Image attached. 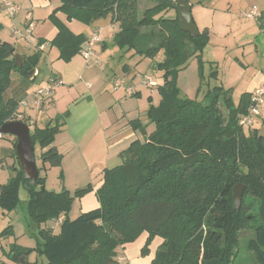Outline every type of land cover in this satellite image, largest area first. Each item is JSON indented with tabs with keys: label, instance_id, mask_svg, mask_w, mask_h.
I'll use <instances>...</instances> for the list:
<instances>
[{
	"label": "trees",
	"instance_id": "16d2710c",
	"mask_svg": "<svg viewBox=\"0 0 264 264\" xmlns=\"http://www.w3.org/2000/svg\"><path fill=\"white\" fill-rule=\"evenodd\" d=\"M154 1L142 17L137 16V0H60L48 15L57 28L48 44L55 45L60 56L70 58L86 38L72 32L58 12L66 21L76 17L85 23L110 16L118 23L114 33L117 43L152 59L160 54L155 69L163 73L157 86L159 103L145 113L153 129L143 140L134 138L119 153V164L103 170L102 183L95 192L99 205L76 217L69 216L72 197L66 191L46 190L45 176L40 173L60 166L62 154L53 140L69 112L29 128L33 146L37 143L40 147L38 176L33 182L26 178L18 161L17 174L0 186V208L15 209L20 188L25 189L28 215L40 233L34 249L46 259L43 264H118L119 248L144 232L143 255L153 237L162 240L149 264H239L233 263L232 248L247 227L252 230L247 242L250 257L254 264H264V135L254 126L238 124L247 112L251 93L243 92L234 103L230 88H203L217 76L216 69H211L207 78L204 75L201 54L208 43L207 29L195 37L182 31L175 0ZM168 10L174 15H162ZM41 53L37 50L25 57L18 68L13 43L0 40V127L12 119L18 107L17 100L4 95L10 73L19 71L26 77ZM193 57L199 66L198 90L203 93L201 97H180L178 74ZM137 94L135 91L132 96ZM19 120L30 125L25 115ZM131 124L134 130L146 132L139 118ZM13 139V156L17 158ZM238 183L244 190L235 209L232 188ZM86 189L90 186L79 192ZM244 195L251 199L244 200ZM59 217L57 231L42 226ZM30 251L13 249L10 259L27 264Z\"/></svg>",
	"mask_w": 264,
	"mask_h": 264
},
{
	"label": "rangeland",
	"instance_id": "374dc122",
	"mask_svg": "<svg viewBox=\"0 0 264 264\" xmlns=\"http://www.w3.org/2000/svg\"><path fill=\"white\" fill-rule=\"evenodd\" d=\"M257 1L188 0L191 16L198 31L202 32L205 29L208 31V45L202 53V55L204 54V75L206 78L209 74L208 60L215 59L216 61L215 65L218 77L216 79L211 78L208 84L205 82L203 88L229 83L234 87L231 89V97L234 101L238 100V96L244 90L250 88L251 81H255L254 79L259 77L257 73L255 75V72L259 69L260 61L257 59L251 62L253 57H250L252 56L250 52L254 51V45L246 44V42H243L244 37H239V31H242L246 27V24H248L247 19L240 16V12L247 8L246 3L253 2L257 4ZM47 3L48 0H17L16 4L22 9L16 16L22 15L25 19L27 11H31L32 9L34 12L35 10L39 18H35V15L31 11L33 21V34L31 33V35H34L35 38L41 37V39L48 42L52 41L55 37L57 28L48 15L45 14V6ZM154 3V0H137V16L142 17L145 9L153 6ZM44 14L45 16H43ZM162 15L165 17L174 15V11L168 10L167 12H163ZM4 16H6L4 19L5 24L0 29V40H7L13 43V45L15 44V54L23 55L24 57L35 54L37 50L32 42L28 43L19 36L15 37L11 34V18L5 14ZM64 18L66 20V17ZM97 20H100V18H95L90 23H85L73 17L67 21L73 22L74 25L72 27L77 29L79 31L78 33L82 31L84 37L88 38L93 30V26L100 24ZM13 27L24 31L25 24L21 26V24L17 23ZM106 32L107 30H104L103 35ZM114 33L106 36V47L102 45H96L94 47L92 62L88 64H86L84 57L79 51L69 58L60 56L59 50L55 45L47 47L42 51L35 64V68L38 70V76L35 80L29 81V83L31 88H34L39 83L42 84L43 81H46L50 75L60 76L58 77L61 80V84L57 88H62V93H60L58 98V104L53 106L54 108H51L48 112L51 116L56 117L61 115L69 105L73 106L71 103L87 91L92 92L94 95H98L99 93H124L123 86L119 88L114 87L111 77L113 75L119 77L126 84L125 72L129 68L131 70L129 76L131 78V84L139 93L132 97H126L125 95V97L123 96L116 101L111 106L113 109L107 115V119L110 120V123L112 121L118 122L120 126H128L133 129L131 120L139 118L146 132L143 134L139 129H135L136 138L143 140L145 134L147 135L153 129V124L147 121L145 113L150 106H157L159 103L160 96L157 91V86L162 83L163 73L161 69L153 72L150 68L161 56L159 54V56L157 55L152 59L149 56L137 54L133 49H129L127 45L121 47L115 40ZM34 36H32V39ZM262 49L263 47L257 48L259 60L261 57H264V53L261 54ZM209 51L213 55H211L213 58H210ZM13 73V77L20 75L19 71H13ZM147 77L154 80L156 85L153 87L145 85L143 80ZM199 84V66L197 60L193 57L189 59L188 65L179 71L177 78L179 96L188 98L201 97L203 93L202 89H199L200 92H197ZM8 88L9 86H7L5 92ZM63 90L68 91L65 93ZM221 109L223 114H226L223 106H221ZM73 110L75 111V108ZM46 117L47 115L40 114L37 119V125L41 126ZM256 126L257 120L254 124V128L257 129ZM29 128L32 130L33 124H30ZM11 136L10 134H1L0 136V186L7 184L17 174V168L19 166L17 158L8 152L11 148L9 141ZM34 155L36 164L40 167V147L37 143L34 145ZM77 156L80 157L79 154H76L68 161V165L74 166L68 171H62L61 163L60 168L50 167L40 171L41 175L45 176L43 186L46 190L54 192L66 191L72 197L71 208L69 210V216L71 218L76 217L79 213L88 209L85 208L87 207L88 199L94 196L96 197L94 193L96 188L93 185L102 177L101 173H97V171L92 173L87 171L85 169L87 162L81 158L77 160ZM120 162V158H116L115 160L110 159L105 165L113 167ZM88 185L90 189L79 192V189L86 188ZM19 195L20 202L15 209L7 211L0 208V264H20L10 259L13 249L17 248L31 249L28 254L27 264H41L46 259L43 256H39L34 249L40 239L39 227L32 222V219L28 215L27 193L23 187L20 188ZM243 199L248 201L251 197L244 195ZM42 226L52 227L55 231L58 230L57 227H54L55 225L52 220H48ZM251 236L252 230L250 228L247 227L241 230L237 243L232 248L233 256L231 258H233V263L254 264L247 250V242ZM149 247L150 244H148ZM121 249L123 248H119V252L115 258L118 264L126 263L127 261L118 259L122 255Z\"/></svg>",
	"mask_w": 264,
	"mask_h": 264
},
{
	"label": "crops",
	"instance_id": "0c3cea01",
	"mask_svg": "<svg viewBox=\"0 0 264 264\" xmlns=\"http://www.w3.org/2000/svg\"><path fill=\"white\" fill-rule=\"evenodd\" d=\"M241 1L244 2L245 0H241ZM13 2L17 3V0L16 1L13 0ZM59 5H60V0H48L47 5L45 6L46 7L45 14L49 15L51 11L54 8L58 7ZM250 5H258L262 10V16L255 20H246L248 21V24H246V27L242 29V31H239L240 33L239 37L240 38L241 36L244 37L243 42H246V44L254 45V51L250 52V55H252L250 57H253L251 62L256 61L257 59L258 61H260V65L258 67L259 69L256 70L255 72V75L257 73L259 77L254 79L255 81L250 82L251 84H250L249 89H246L243 91V92H248V93H251L255 88H257L259 85H261L264 82V57H261V59L259 60V56L257 54L258 53L257 48L259 47H263L261 54L264 53V0H258L257 4L253 2L246 3L247 7H249ZM33 14L35 15V18H39L37 17L35 10ZM45 14L43 16H45ZM57 16L60 19L65 20L64 18L65 15L62 14L61 12H58ZM5 17L6 16H4V14H0V29L5 24L4 23ZM10 20L12 21V26L10 28V31L14 28L13 26L16 25L17 23L21 24V26H24L25 24V19L22 15L15 16L11 18ZM97 21L100 22V24L93 26L92 28L93 30L91 29L92 30L91 33L96 28H102L103 31L107 30L105 35H103V32H102V37H104L103 41L97 44V45H102L106 47L107 39L105 38H107L106 37L107 35L113 34L116 31V29H118V23L112 22L110 19V16L100 18V20H97ZM65 22L72 32L74 33L79 32L77 31V29H74L72 27L74 25L73 22H69L66 20ZM80 33H82V31H80ZM32 34H33V31H32ZM34 39L38 40V39H41V37L35 38L34 36L33 39H31L33 46H34ZM207 45L203 49L202 53L207 48ZM14 47L16 49L15 44H14ZM208 54L210 58H213L212 57L213 55L210 53V51L208 52ZM203 55L201 54V59L204 61ZM235 60H236V57H235ZM208 61H209L208 72H210L211 69H216L215 59L208 60ZM130 72L131 70L127 68L125 72L127 83L125 85L132 86L131 78H129ZM13 75L14 73L11 72L10 73L11 83L9 85L8 90L4 94L5 97L13 98L17 100L18 102L25 98L31 99V93L39 85H41V83H39V85H37L36 87L31 88L30 83H29V81H33L37 78L38 76L37 68H36V72L32 80H29L22 75H15L14 77ZM114 77L115 76L113 75L111 77V80ZM217 77H218V73H217L216 78ZM220 86L226 89L234 88L233 85H230L229 83L226 85L222 84ZM61 90L62 88L56 89L53 100L50 103V105L47 107L33 108L31 105H29V106H26L20 109L23 112V114L26 117H28L30 124L37 125L38 124L37 119L40 114L47 115L46 119L43 121L41 126H43L49 120L54 118L48 112L50 111L51 108H54L53 106H56V104H58V98L60 96V93H62ZM66 91L68 90H63V92L65 93ZM135 91L139 93V91L137 90ZM197 92H199V90H197ZM125 95H126L125 92L124 93L121 92V94H118V93L100 94L99 93L98 95L96 94L94 95L92 92L87 91L86 93H83L81 97H79L78 99H75L71 103L73 104V106L69 105V107L63 111V112L68 111L69 116L66 118L64 125L62 126L61 130L55 135L54 140H53V145L62 154V159H61L62 171L65 172L66 170L68 171L70 168H73L74 166L68 165V161L74 155L79 154L80 157L77 156L78 157L77 160L81 158L82 160L87 162L86 163L87 166L85 168L87 171H89L90 173L97 171V173H101V176H102L103 170L105 168H109V166L105 165L106 162L108 160L110 161V159L115 160L116 158H120L119 153L123 149H125L134 138H136V130L131 129L128 126H125V127L120 126L118 122L112 121L110 123L109 122L110 120L107 119L108 118L107 115L113 109L111 108V106H113V104L116 101H118L121 97L123 96L125 97ZM126 97H132V96L126 95ZM237 101H234V103H237ZM73 108H75V111L73 110ZM256 127L258 129V132L264 135V106H263L261 114L259 115L257 119ZM12 137L13 136L9 138L11 148L10 150H8V152L13 155ZM79 166H76V167H79ZM57 168H60V166ZM101 183H102V177H100L99 181H97V183L93 185L96 188L94 190V193L99 188ZM98 205L99 204H98L97 197L94 196L93 198L88 199L87 205H86L87 207L85 208H88L86 210H90L92 208L97 207ZM61 218L62 217H59L56 220H52L55 225L54 227L57 226L58 221H60ZM146 238H147V234L144 232L136 240H134L133 242L127 243L124 247H122L123 248L121 249L122 255L119 256L118 259L124 260V261L127 260V261L126 263H121V264H149L151 262L152 258L154 257L155 251L162 240L158 236L153 237V239L150 242V247L148 248L149 252L143 255L141 254V249L146 241ZM43 263L44 262H42L41 264Z\"/></svg>",
	"mask_w": 264,
	"mask_h": 264
},
{
	"label": "built area",
	"instance_id": "2783aa9c",
	"mask_svg": "<svg viewBox=\"0 0 264 264\" xmlns=\"http://www.w3.org/2000/svg\"><path fill=\"white\" fill-rule=\"evenodd\" d=\"M21 9L22 8L18 4L11 0H0V14H5L10 18H13L21 11ZM240 16L247 20H255L262 16V10L258 5H251L241 11ZM32 22V12L27 11L25 16L24 31L13 28L11 30L12 34L15 37L19 36L22 40L28 43L32 42ZM102 32V28H96L80 48L79 52L84 57L86 64L92 62L94 47L103 41ZM34 47L37 50L44 51L47 47H49V44L48 42L38 43V40H35ZM112 81L115 88L123 86L127 96H132L135 93V88L131 85H125L119 77H114ZM143 83L150 87L156 85V82L150 79V77L144 79ZM60 84L61 80L58 76L50 75L44 83L39 85L31 93V99L25 98L18 102V107L13 113L11 120H19L23 117L24 114L20 110V107L31 105L33 108H42L49 106L53 100L54 93ZM263 106L264 82L251 92L247 112L239 117L238 124L242 127H253L262 112Z\"/></svg>",
	"mask_w": 264,
	"mask_h": 264
},
{
	"label": "water",
	"instance_id": "95a60500",
	"mask_svg": "<svg viewBox=\"0 0 264 264\" xmlns=\"http://www.w3.org/2000/svg\"><path fill=\"white\" fill-rule=\"evenodd\" d=\"M175 4L179 28L194 37L197 36L199 31L191 16L188 0H175ZM24 62L25 57L23 55H14V65L16 67H21ZM150 70L153 72L156 70L155 64L151 66ZM35 72L36 68H32L27 73L26 78L32 80ZM0 134H10L16 138L15 150L19 164L24 172V176L33 182L38 176V170L29 126L21 120H10L1 125ZM243 190L244 186L241 183L236 184L232 188V202L235 209L240 206Z\"/></svg>",
	"mask_w": 264,
	"mask_h": 264
}]
</instances>
